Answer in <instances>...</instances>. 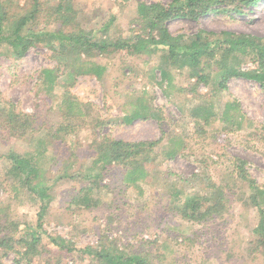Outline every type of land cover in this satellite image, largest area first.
Segmentation results:
<instances>
[{"label":"rangeland","instance_id":"rangeland-1","mask_svg":"<svg viewBox=\"0 0 264 264\" xmlns=\"http://www.w3.org/2000/svg\"><path fill=\"white\" fill-rule=\"evenodd\" d=\"M67 1L79 29L89 32L93 40H116L138 34L146 37L149 30L142 25L139 5H167L172 0ZM57 2L40 0L35 19L23 34L64 29L54 15ZM0 4L7 14L8 23L2 22L7 36L12 29L8 24L32 10L31 0H0ZM242 9L239 15L208 13L196 20L176 19L166 27L173 36L192 37L203 31L214 37L228 32L264 38V1ZM8 53L6 44L0 46V236L16 237L28 225L35 226L39 202L23 183L25 177L10 171L6 159L11 152L29 153L39 162L50 187L43 229L77 249L112 244L116 251L141 256L150 264H264V249L255 232L259 214L237 169L238 161H243L246 174L264 188V88L258 83L235 77L222 90L212 73L208 83L197 84L190 70L162 64L163 52L158 49L151 54L117 51L91 58L88 66L104 68L100 78L84 74L68 80L66 73H58L59 84L48 91L41 71L52 70L66 59L53 54L46 43L29 48L19 59ZM159 66H166L170 73L168 82L161 79ZM256 66L246 58L238 68L250 71ZM66 94L87 114L73 121L74 131L67 141L52 139L44 150L40 147L38 158L34 141L39 132L43 136L61 125L60 104ZM228 103L238 108L227 116ZM140 104L143 116L130 124L123 122L132 107L140 108ZM198 104L212 107L207 122L193 118L191 110ZM11 111L32 116V129L38 133L10 134L6 122ZM101 135L126 142L160 140L155 177L151 183L131 187L123 181V168L113 165L93 192L97 204L74 207L72 199L88 185L84 176L93 159L92 143ZM64 171L70 177L60 179ZM212 185L225 195L221 210L200 221L180 214L187 195L205 194ZM43 247V255L29 262L20 259L16 251L23 249L18 245L13 251L0 250V264H100L87 254L66 253L48 243Z\"/></svg>","mask_w":264,"mask_h":264},{"label":"trees","instance_id":"trees-1","mask_svg":"<svg viewBox=\"0 0 264 264\" xmlns=\"http://www.w3.org/2000/svg\"><path fill=\"white\" fill-rule=\"evenodd\" d=\"M39 1L31 0L32 10L8 24L9 27L12 25V29L7 36L3 35L2 29V22L8 23L7 14L4 13L3 5L0 4V46L6 44L9 51L7 56L19 59L25 55L29 48L46 43L53 54L66 59L64 63L57 65L52 70L41 71L43 84L48 91H51L57 83L59 84L58 73H66L68 80H74L76 76L84 74H93L100 78L104 68L95 64L88 66L87 63L91 58L107 56L117 51H127L132 55L151 54L158 49L163 52L162 64H168L175 69L190 70V77L195 78L197 84L208 83L211 74L214 73L219 79L218 86L222 90L226 88L225 83L235 77L255 81L264 88V38L252 35H234L228 32L214 37L212 33L203 31L192 37L173 36L166 27V23L169 21L196 20L208 13L243 14L242 8H255L264 0H172L167 5L141 4L137 11L144 29L149 30L146 37L138 34L128 39L119 38L116 40H93L89 32L79 29L74 18L75 12L69 8L70 3L67 0H58L54 9V15L64 29L59 28L51 34L31 32L30 36L26 35V32L23 34L28 22L35 19ZM107 27L105 26V28ZM66 28L69 29L65 30ZM44 35L49 36L44 37ZM246 58L256 63L255 70L242 71L238 68V65ZM159 70L161 79L168 82L170 73L166 66H159ZM60 84L64 85L63 82ZM78 105L75 98L66 94L60 104L63 122L54 131H49V134L43 133V136L42 132L38 133V129H32L33 118L28 114L8 112L6 125L10 134L13 135L31 134L32 136V133H38L40 137L34 141V144L39 158L42 150L51 144L52 139L63 142L68 140V136L74 131L73 121H78L84 114H87L86 111L85 113L81 111L82 109ZM143 106L140 104L138 106L140 108L132 107L129 114L122 118L123 122L130 124L133 120L141 118L143 116L141 112L145 111ZM237 108L235 103H228L224 113L228 116L231 110ZM211 109L212 107L208 104H198L193 107L191 114L193 118L207 122L212 117ZM103 122L101 121V124H104ZM98 125L96 123V126ZM159 143L160 140L126 142L111 139L105 135L94 139L91 156L93 159L88 173L84 176L88 185L72 199V206L85 209L95 206L98 199L94 197L93 192L99 186L102 174L113 165L123 168V181L128 186L137 188L140 183H151L156 173L154 158L156 146ZM6 159L10 163V171L16 177H25L23 183L37 198L39 208L34 227L28 225V230L16 237L6 234L0 236V250L13 251L14 247L18 245L23 249V251H16L20 255V259H27L29 262L30 258L43 255V245L48 243L66 253L79 252L93 256L100 264H150L141 256H128L121 251H116L112 244L107 247L100 244L97 246L99 249L90 246L77 249L70 241L47 234L43 229V218L51 196L48 193L50 187L44 182L43 170H41L39 162L35 161V156L29 153L11 152L6 155ZM243 165V161H238V177L247 183L251 191L248 198L259 214L255 232L258 234L260 246L264 249V188L255 185V181L246 174ZM67 177L70 176L64 171L59 178ZM225 199L220 187L212 185L211 190L205 194L187 195L179 206L181 208L179 212L182 216L193 221L204 220L221 210L225 205ZM13 228L16 230L17 225H14Z\"/></svg>","mask_w":264,"mask_h":264}]
</instances>
